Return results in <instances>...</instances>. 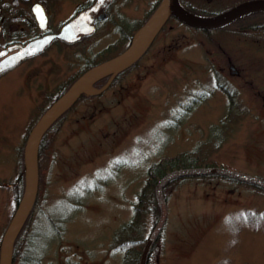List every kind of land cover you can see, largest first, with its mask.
<instances>
[{
    "label": "rangeland",
    "instance_id": "rangeland-1",
    "mask_svg": "<svg viewBox=\"0 0 264 264\" xmlns=\"http://www.w3.org/2000/svg\"><path fill=\"white\" fill-rule=\"evenodd\" d=\"M124 1L121 14L74 46L55 44L0 75V244L17 208L19 184L9 183L18 181L33 117L88 59L116 53L121 47L112 46L158 0ZM188 1L213 15L243 0ZM261 28L207 32L172 18L133 71L80 98L45 138L38 201L14 264H25L22 253L31 264H122L114 232L131 218L148 167L164 156L202 147L219 167L264 179ZM245 76L255 83L241 87L249 107L235 109L225 128L228 91ZM167 193V218L145 264H264V188L212 175Z\"/></svg>",
    "mask_w": 264,
    "mask_h": 264
},
{
    "label": "water",
    "instance_id": "water-1",
    "mask_svg": "<svg viewBox=\"0 0 264 264\" xmlns=\"http://www.w3.org/2000/svg\"><path fill=\"white\" fill-rule=\"evenodd\" d=\"M100 1L98 0L91 9L80 13L66 23L58 32L44 34L26 44H14L0 49V74L16 66L27 57L43 52L56 38L73 42L78 40L81 35L93 33L95 25L93 18L90 17V11L97 8ZM34 9L40 24L44 27L47 15L43 6L36 4ZM40 10L43 11V20L39 18ZM260 10H264V0H245L219 13L201 15L186 8L180 0H162L145 23L135 32L131 43L125 50L88 69L63 94L57 97L41 115L27 140L24 154L25 188L0 244V264H13L14 262L15 241L34 206L38 194L40 144L44 134L59 117L70 109L82 95H97L105 91L118 74L134 64L145 53L171 16H175L192 27L213 29L222 27L247 13ZM106 77L108 80L102 87L95 86L98 80ZM205 173H221L264 186V179L222 167L188 168L168 173L157 185L156 191L161 207V216L147 240L140 264H145L149 249L167 218L168 207L163 193L164 185L177 176Z\"/></svg>",
    "mask_w": 264,
    "mask_h": 264
},
{
    "label": "trees",
    "instance_id": "trees-1",
    "mask_svg": "<svg viewBox=\"0 0 264 264\" xmlns=\"http://www.w3.org/2000/svg\"><path fill=\"white\" fill-rule=\"evenodd\" d=\"M180 1L186 8L190 9L191 11H193L197 14L205 15V13L208 12L205 9L196 8L195 6H192L188 0H180ZM160 2H161V0L159 2H156L154 7L146 15V17L142 21H140L138 24H135L133 26V28L129 30L128 35L125 36V38H124L125 39L124 43L122 42V44L118 47H123L127 42L128 43L130 42L133 34L145 23V21L150 17V15L159 6ZM252 13L261 16L262 20H260L259 22L264 21V10L256 11V12H252ZM172 18H175V17H171L169 19V21ZM235 21H238V19L234 20L233 22H235ZM233 22H231L227 25H224L222 27L215 28V29L224 28V27L232 24ZM248 22H251V21H248ZM260 27L264 28V26H262V25ZM196 29H200V28H196ZM202 30H206L208 32V31H211L213 29H202ZM115 46H117V45L115 44L114 46H112L111 49L115 48ZM109 52H110V50L108 49L104 52V54L102 56L101 55L96 56V58L94 60H92V62H90L84 69H82L75 77L71 78L67 85L63 86L60 91H58L56 94L52 95L51 98L49 99V101H47V103L45 104V106L41 107L37 111V113L35 114V116L32 119V122L30 123V129H29L28 134L26 136V141L28 140V137H29L32 129L34 128V126L38 122L41 115L56 100V98L59 97L61 94H63L71 86V84L76 79H78L86 70H88L89 68L97 65L98 63H100L104 60L111 58L112 54H109ZM104 81H106V78L101 79L98 82L99 83L98 86L103 84ZM228 93L231 96L230 97L231 101H230L229 112H228L227 116L225 117V119L223 120V123H224L223 125L225 126V128L228 127L229 122H230L229 120H233L234 112L236 111L234 108V104H233L234 103L233 93H231L229 91H228ZM48 97H50V96H48ZM83 97H85V96H83ZM65 115L66 114L59 117L56 120V122L44 134V137H43L41 144H40L39 158H40V155L42 153L45 138H46L49 130L56 123H58V121H60V119L64 118ZM25 145H26V143H25ZM216 145L218 146L217 143H213L211 141L209 143L210 150L212 151L215 148L214 146H216ZM24 151H25V147L22 151L23 156H24ZM203 151L204 150L202 147H197V148H194L192 150L178 152L174 155L164 156L159 161L154 162L152 165H150L148 167L146 181H145V184L142 186V188L140 189V191L136 195V201L134 202V205H133V213H132L131 218L127 222L123 223L118 229H116V231L114 232V235H113L114 247L117 250L123 251L122 264H140L141 263L142 254H143L145 245L147 243V240H148L149 236L151 235V233H152L154 227L156 226L157 222L160 219L161 207H160V204L158 201L157 191H156L158 183L168 173L175 171V170L188 169V168L219 167L220 166V165H217L212 160H210L208 155L204 154ZM212 175H219L222 177H232V176L221 174V173L192 174V175H184V176L174 177V178L170 179L163 187V193H164L166 202H168V199H169V194L167 193V188L173 186V184H175L177 182H184L188 179L208 177V176H212ZM234 178H236V177H234ZM237 179H239L241 181H245L241 178H237ZM18 183H19V188L17 191V202L20 200V198L23 194L24 188H25L24 161H23V167H22L21 172H20V178L18 179ZM260 187L264 188V186H260ZM37 201H38V194H37L34 206L31 210L22 230L20 231V233H19V235L15 241L14 258L16 257L18 245L21 241L20 240L21 235L24 232V228L27 226V224L30 221V218L33 214V211H34V208H35ZM159 233H158V235L154 241H156L159 238L158 237ZM153 244H154V242L152 243V245ZM152 245H151V247H152ZM25 257H26V254L22 253V259H23V261H25V264H31L27 258L25 259Z\"/></svg>",
    "mask_w": 264,
    "mask_h": 264
},
{
    "label": "flooded vegetation",
    "instance_id": "flooded-vegetation-1",
    "mask_svg": "<svg viewBox=\"0 0 264 264\" xmlns=\"http://www.w3.org/2000/svg\"><path fill=\"white\" fill-rule=\"evenodd\" d=\"M159 1L160 0H158L157 2ZM97 2L98 0H0V49L7 48L14 44H26L28 41L38 38L44 34L58 32L62 29V27L66 23L74 19L80 13L91 9ZM240 2H237V3H240ZM237 3H235L234 5H236ZM36 4H41L47 15V21L44 27H42V25L40 24L36 16L35 9H34V6ZM234 5H231V7ZM124 6H125L124 0H101L99 2L98 7L90 11V17L93 18V24L95 25L94 32H96L102 26H107L109 22L113 19L114 14L115 15L121 14L123 12L122 8ZM65 8L67 10H70L68 16L65 18H57V16ZM237 19L238 21H235L232 24H236L239 30L254 29V28L257 29V28H261L260 27L261 25L264 26V21L259 22L260 20H262V18L260 15H257V14L248 13ZM248 21H251V22H248ZM32 30H35V31L37 30V33L29 35L28 34L29 31H32ZM162 30L160 31V33L162 32ZM262 30H264V28ZM258 34H259L258 36L264 35V33H258ZM127 35H128V32L125 36ZM86 36H89V35H81V37L78 40L73 41V42H69L64 39L56 38L52 41L50 45L46 47L44 52H46L51 46L55 44L62 45V46H74L76 43L83 40ZM255 37H257V34L255 35ZM124 38L125 37L122 38L123 43L125 40ZM154 42L150 44V46L147 48L145 53L142 55V57H140L138 61H136L126 70L118 74L115 77V79L112 81L111 85L114 83H117L119 79H121L125 74H128L131 71H133L135 67L139 64L140 60L148 53L150 48L153 46ZM129 44L130 42L129 43L127 42L123 47L119 48V50L116 53H113L111 57L122 52L126 47H128ZM44 52L37 54L35 56L29 57L25 60L35 58L43 54ZM90 62H92V59H88L86 66ZM235 73H238V75L241 74V72L237 69H235ZM244 78L245 80L243 84L241 83H239V85L235 84L234 94H233V101H234L233 104L236 110H240L242 108L246 109L249 107L248 106L249 102L247 103L244 100L245 97L243 95V91L241 87L244 88L245 86H249V85H252L253 87H255V83L253 80H251V78H249L248 76H245ZM105 82L106 81H104L103 84H105ZM98 84L99 83H97V85ZM103 84H101V86ZM248 89L250 90L249 87ZM259 94L262 95L263 93H259ZM23 161H24V156L21 152V156H20L21 169L23 167ZM19 178H20V174H19ZM18 184L19 183L17 181V183L16 182L9 183V186L13 188L16 185L18 186Z\"/></svg>",
    "mask_w": 264,
    "mask_h": 264
},
{
    "label": "snow or ice",
    "instance_id": "snow-or-ice-1",
    "mask_svg": "<svg viewBox=\"0 0 264 264\" xmlns=\"http://www.w3.org/2000/svg\"><path fill=\"white\" fill-rule=\"evenodd\" d=\"M39 18H40L41 20L44 19V15H43V11H42V10H40V12H39Z\"/></svg>",
    "mask_w": 264,
    "mask_h": 264
},
{
    "label": "bare ground",
    "instance_id": "bare-ground-1",
    "mask_svg": "<svg viewBox=\"0 0 264 264\" xmlns=\"http://www.w3.org/2000/svg\"><path fill=\"white\" fill-rule=\"evenodd\" d=\"M160 216H161V214H160Z\"/></svg>",
    "mask_w": 264,
    "mask_h": 264
}]
</instances>
